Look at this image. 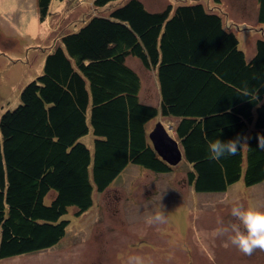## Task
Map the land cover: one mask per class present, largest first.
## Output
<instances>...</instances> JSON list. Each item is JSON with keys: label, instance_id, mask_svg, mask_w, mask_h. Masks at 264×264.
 <instances>
[{"label": "trees", "instance_id": "obj_1", "mask_svg": "<svg viewBox=\"0 0 264 264\" xmlns=\"http://www.w3.org/2000/svg\"><path fill=\"white\" fill-rule=\"evenodd\" d=\"M118 0H92L96 9ZM38 19L51 0H36ZM148 9L123 0L60 35L19 102L0 115V259L47 250L64 237L74 209L92 206L127 165L166 173L146 123L173 117L195 192L218 193L241 177L264 182V33L246 57L225 25L221 0ZM257 20L264 26V0ZM132 56L155 75L157 105L140 99ZM257 99H254V96ZM93 137L92 148L81 138ZM248 137L234 156L209 157L215 138ZM48 198V200H46Z\"/></svg>", "mask_w": 264, "mask_h": 264}, {"label": "rangeland", "instance_id": "obj_2", "mask_svg": "<svg viewBox=\"0 0 264 264\" xmlns=\"http://www.w3.org/2000/svg\"><path fill=\"white\" fill-rule=\"evenodd\" d=\"M121 1L96 9L92 0H51L49 14L39 21L36 0H0V115L17 105L21 88L41 73L45 55L61 34ZM141 1L148 9L197 1L214 5L212 0ZM257 5L258 0H221L219 5L226 13L225 25L233 27L248 56L254 40L264 33L256 20ZM126 63L140 76V99L157 105L153 72L136 57H127ZM156 122L171 127L168 132L175 138L174 118L156 116L146 123L147 129ZM81 140L92 148L91 133ZM189 169L183 158L166 173L127 165L103 191L94 192L88 210L79 216L68 210L64 217L70 222L57 244L0 259V264H264V251L244 255L227 236L215 235L219 220L238 223L230 216L237 202L264 210V182L245 186L241 177L223 192H195L186 179ZM160 204L166 222L148 225L145 218Z\"/></svg>", "mask_w": 264, "mask_h": 264}, {"label": "clouds", "instance_id": "obj_3", "mask_svg": "<svg viewBox=\"0 0 264 264\" xmlns=\"http://www.w3.org/2000/svg\"><path fill=\"white\" fill-rule=\"evenodd\" d=\"M257 99V96H254ZM248 137L238 135L232 139L215 138L208 143L209 157L219 160L226 156L236 155L241 147L247 145ZM258 148L264 150V135L257 134ZM230 216L238 223L225 224L221 219L215 231L217 236H227L232 246L244 255H251L256 250L264 251V210L259 207H244L237 202L231 207ZM148 225L166 222L165 211L160 209L145 218Z\"/></svg>", "mask_w": 264, "mask_h": 264}, {"label": "water", "instance_id": "obj_4", "mask_svg": "<svg viewBox=\"0 0 264 264\" xmlns=\"http://www.w3.org/2000/svg\"><path fill=\"white\" fill-rule=\"evenodd\" d=\"M171 127L165 128L161 122H156L148 133L154 150L169 165H176L182 159L178 141L169 134Z\"/></svg>", "mask_w": 264, "mask_h": 264}, {"label": "crops", "instance_id": "obj_5", "mask_svg": "<svg viewBox=\"0 0 264 264\" xmlns=\"http://www.w3.org/2000/svg\"><path fill=\"white\" fill-rule=\"evenodd\" d=\"M257 12H258V5H257ZM226 14V13H225ZM256 20H257V15H256ZM232 29H233V27H231ZM254 43H255V40H254ZM253 53H254V45H253V51L251 52V53H249V56L245 53V55H246V57H250V56H252L253 55ZM154 77H155V75H154ZM155 83H156V79H155ZM156 85H157V83H156ZM157 90H158V88H157ZM159 97V96H158ZM170 118H173V117H170ZM176 122V119L174 118V123ZM174 126V125H173ZM174 128V127H173Z\"/></svg>", "mask_w": 264, "mask_h": 264}]
</instances>
